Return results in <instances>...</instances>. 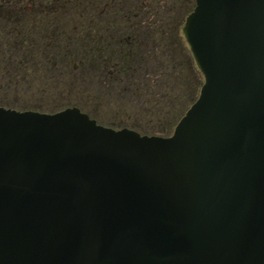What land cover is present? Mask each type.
<instances>
[{
	"label": "water",
	"instance_id": "obj_1",
	"mask_svg": "<svg viewBox=\"0 0 264 264\" xmlns=\"http://www.w3.org/2000/svg\"><path fill=\"white\" fill-rule=\"evenodd\" d=\"M195 4L172 135L0 108V264H264V0Z\"/></svg>",
	"mask_w": 264,
	"mask_h": 264
},
{
	"label": "trees",
	"instance_id": "obj_2",
	"mask_svg": "<svg viewBox=\"0 0 264 264\" xmlns=\"http://www.w3.org/2000/svg\"><path fill=\"white\" fill-rule=\"evenodd\" d=\"M12 1H25L23 12H21V4H16L18 8L11 9L10 12L0 8V17L20 13L19 15L24 14L27 17L56 18L58 43L61 48L56 56L57 65L61 68L59 80L67 82L68 93L87 95L95 104L119 103L124 107L136 104L138 106L148 98L150 99L148 101L154 105L172 107L176 97L172 93L175 88L190 87L191 102L182 105L160 135L148 136L172 135L178 122L198 99L204 77L197 68L182 32L187 17L195 8L194 0H183L185 11L181 16L180 14L176 16L173 4L172 7L168 5V8L159 7V5L155 6L156 2L151 0H48L49 3L42 7L44 10H39L40 13L35 7L32 8L33 2L37 0ZM158 8L159 10L164 8V11L156 13ZM147 11H150V16L155 15V17L160 16L161 12L163 14L162 20L154 18L145 29L148 42L143 46L144 61L141 71L134 77L129 75L128 80H125L123 73L111 74L103 78L101 71L94 66L96 62L93 61L96 60L98 49L102 44L100 20L103 17L127 19L135 14L144 16ZM106 27L103 43L106 42L110 44L109 48L115 49L117 47L115 42L118 39L110 38L115 33L111 29L114 24L109 22ZM115 62L114 58L111 64ZM86 104L83 106L80 103L82 107L79 106V108L83 110ZM91 117L94 118L92 115Z\"/></svg>",
	"mask_w": 264,
	"mask_h": 264
},
{
	"label": "flooded vegetation",
	"instance_id": "obj_3",
	"mask_svg": "<svg viewBox=\"0 0 264 264\" xmlns=\"http://www.w3.org/2000/svg\"><path fill=\"white\" fill-rule=\"evenodd\" d=\"M33 3L32 8L35 7L39 12V10H44L42 7L49 2L48 0H37ZM16 4H21V12H23L26 5L25 1H0V8L10 12L9 10H14L17 7ZM3 5H8L10 8ZM19 14L14 15L13 13L11 16L0 17V92L2 94H19L33 88L39 90L44 87L56 88V93L58 92L57 88L60 87L63 92H67V82L59 80L61 68L58 67L56 61L58 50H61L58 43L56 18L46 16L27 17L24 14L22 16ZM149 14L150 11H147L144 16L135 14L134 16L130 15L127 19L123 17L112 19L103 17L100 20V40L102 44L98 49L96 60L93 61L96 62L94 66L101 71L103 78L111 76V74L119 75L123 73L125 74V80H128L129 75L134 77L137 72L141 71L144 61L143 46L148 42L145 29L149 27V24L155 18V15L150 16ZM109 22L114 24L111 29L115 31L110 38L118 39L115 42L117 46L115 49L109 48L110 44L103 43L106 37V25ZM114 58L116 62L112 65L111 62ZM15 89L17 90L14 91ZM12 101L19 102L16 97ZM44 103L43 101H37L23 107L8 104L1 105L0 108L41 114H56L68 108H79L78 106H69L61 110L46 111ZM79 109L89 115L91 119H94L90 114L84 112L81 108Z\"/></svg>",
	"mask_w": 264,
	"mask_h": 264
},
{
	"label": "rangeland",
	"instance_id": "obj_4",
	"mask_svg": "<svg viewBox=\"0 0 264 264\" xmlns=\"http://www.w3.org/2000/svg\"><path fill=\"white\" fill-rule=\"evenodd\" d=\"M4 1V0H0ZM7 1V0H6ZM151 2H156V5L164 6L165 8L172 7L174 8V12L176 16L185 11V5L183 0H151ZM164 11V8L156 11ZM160 16H156L155 19L162 20V13ZM174 14H172L173 16ZM41 89V90H40ZM39 90L36 88L24 91L19 94H2L0 92V106L13 104L14 106L23 107L29 103H35L37 101H43L44 109L46 111H51L54 109H64L69 106H81L80 103L84 106L86 104V108L83 109L84 112L92 115L94 119L98 121L99 124L113 128L115 130L121 129H131L135 130L143 135H160L163 128L167 125L169 121L174 117V115L180 110L182 105L191 102L190 100V87H177L172 92L174 97L173 106H163V105H154L151 103L150 99H144L142 105L137 104L122 106L119 103H105V104H95L93 100L89 99V96L83 94H69L67 92H63V89L58 87L57 93L56 88L49 89L48 87L40 88ZM15 89L14 91H16ZM56 93V94H55ZM191 93V92H190ZM15 97L19 102H15ZM11 99V102H10ZM21 101V102H20ZM83 101V102H82ZM56 107V108H55ZM82 107V106H81Z\"/></svg>",
	"mask_w": 264,
	"mask_h": 264
}]
</instances>
